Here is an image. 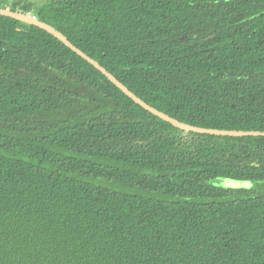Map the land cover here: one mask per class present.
Here are the masks:
<instances>
[{
	"label": "trees",
	"instance_id": "trees-1",
	"mask_svg": "<svg viewBox=\"0 0 264 264\" xmlns=\"http://www.w3.org/2000/svg\"><path fill=\"white\" fill-rule=\"evenodd\" d=\"M0 7L179 121L264 130V0ZM0 264H264V135L186 132L0 14Z\"/></svg>",
	"mask_w": 264,
	"mask_h": 264
},
{
	"label": "water",
	"instance_id": "water-1",
	"mask_svg": "<svg viewBox=\"0 0 264 264\" xmlns=\"http://www.w3.org/2000/svg\"><path fill=\"white\" fill-rule=\"evenodd\" d=\"M1 1V0H0ZM0 14L10 16L19 20H23L25 22L34 24L39 26L42 29L47 30L60 41H62L66 46L71 48L81 57L86 59L89 63H91L94 67L100 70L112 83H114L119 89H121L126 95H128L132 100L138 103L140 106L150 111L151 113L157 115L158 117L171 122L174 126L185 130L186 132L192 131L197 133H207L213 135H233V136H241V135H264V130H235V129H219V128H207L202 126H195L191 124L184 123L179 121L178 119L156 109L155 107L149 105L147 102L143 101L140 97H138L135 93H133L127 86H125L121 81H119L111 72H109L105 67L99 64L94 58L87 55L81 49L76 47L73 43H71L65 35L59 32L57 29L52 27L51 25L39 20L35 16L31 15L29 12H20V11H12L8 8L0 7ZM217 184H221L223 186L229 187H244L249 188L247 185L253 186L254 182L252 180H238V179H230L224 178Z\"/></svg>",
	"mask_w": 264,
	"mask_h": 264
},
{
	"label": "snow or ice",
	"instance_id": "snow-or-ice-1",
	"mask_svg": "<svg viewBox=\"0 0 264 264\" xmlns=\"http://www.w3.org/2000/svg\"><path fill=\"white\" fill-rule=\"evenodd\" d=\"M248 187H251V185L249 184V185H247Z\"/></svg>",
	"mask_w": 264,
	"mask_h": 264
},
{
	"label": "rangeland",
	"instance_id": "rangeland-1",
	"mask_svg": "<svg viewBox=\"0 0 264 264\" xmlns=\"http://www.w3.org/2000/svg\"><path fill=\"white\" fill-rule=\"evenodd\" d=\"M30 13V12H29ZM31 14V13H30ZM32 15V14H31ZM34 16V15H33Z\"/></svg>",
	"mask_w": 264,
	"mask_h": 264
}]
</instances>
